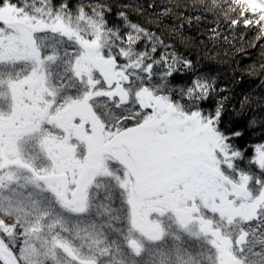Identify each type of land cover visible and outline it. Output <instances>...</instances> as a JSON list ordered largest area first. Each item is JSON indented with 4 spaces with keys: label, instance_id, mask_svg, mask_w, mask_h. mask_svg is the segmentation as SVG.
I'll use <instances>...</instances> for the list:
<instances>
[{
    "label": "snow or ice",
    "instance_id": "6c2138e0",
    "mask_svg": "<svg viewBox=\"0 0 264 264\" xmlns=\"http://www.w3.org/2000/svg\"><path fill=\"white\" fill-rule=\"evenodd\" d=\"M157 7L0 0V264H264V99L128 11ZM159 9L264 50V0Z\"/></svg>",
    "mask_w": 264,
    "mask_h": 264
},
{
    "label": "trees",
    "instance_id": "16d2710c",
    "mask_svg": "<svg viewBox=\"0 0 264 264\" xmlns=\"http://www.w3.org/2000/svg\"><path fill=\"white\" fill-rule=\"evenodd\" d=\"M167 0H155L158 6L155 10H150L151 15L139 16L134 9H129L130 18L133 21L147 23L152 21L153 30L159 29L163 38L169 43L175 42L176 46L185 53H190L192 58L197 59L202 68L212 70L217 77V83L221 87L231 89L236 95L233 100L235 107H239V100L245 95L252 99H264V50L261 47L251 46L253 36H248L243 43H238L234 48L213 47L211 44L201 43L205 39L201 35L200 29L185 25L180 30L182 35H174L172 27L176 23L174 18L162 19L158 22L159 5ZM116 3H144V0H116ZM112 19L115 20V11ZM243 49V51H238ZM232 105H230V108ZM259 132H249L244 143H255Z\"/></svg>",
    "mask_w": 264,
    "mask_h": 264
}]
</instances>
